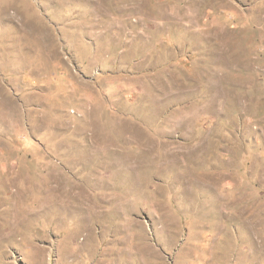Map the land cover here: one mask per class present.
<instances>
[{"label":"rangeland","instance_id":"1","mask_svg":"<svg viewBox=\"0 0 264 264\" xmlns=\"http://www.w3.org/2000/svg\"><path fill=\"white\" fill-rule=\"evenodd\" d=\"M0 264H264V0H0Z\"/></svg>","mask_w":264,"mask_h":264}]
</instances>
